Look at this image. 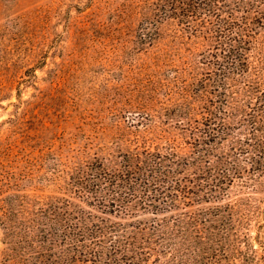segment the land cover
<instances>
[{
  "label": "trees",
  "instance_id": "16d2710c",
  "mask_svg": "<svg viewBox=\"0 0 264 264\" xmlns=\"http://www.w3.org/2000/svg\"><path fill=\"white\" fill-rule=\"evenodd\" d=\"M175 20L205 50L164 111L167 143L72 157L63 193L7 211L8 264L245 261L243 230L264 221L245 198L264 189V0H175Z\"/></svg>",
  "mask_w": 264,
  "mask_h": 264
},
{
  "label": "rangeland",
  "instance_id": "374dc122",
  "mask_svg": "<svg viewBox=\"0 0 264 264\" xmlns=\"http://www.w3.org/2000/svg\"><path fill=\"white\" fill-rule=\"evenodd\" d=\"M181 27L175 0H0V264L7 211L63 193L72 157L167 143L164 111L205 50ZM245 198L264 210V189ZM243 232L237 264H264V221Z\"/></svg>",
  "mask_w": 264,
  "mask_h": 264
}]
</instances>
